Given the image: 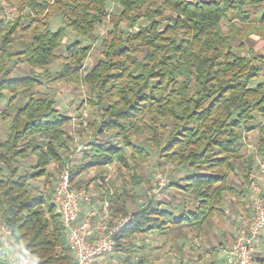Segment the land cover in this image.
Listing matches in <instances>:
<instances>
[{
	"label": "trees",
	"instance_id": "obj_1",
	"mask_svg": "<svg viewBox=\"0 0 264 264\" xmlns=\"http://www.w3.org/2000/svg\"><path fill=\"white\" fill-rule=\"evenodd\" d=\"M6 7L16 15L0 19V103L9 94L0 111L9 120L0 137V214L22 255L38 264L75 261L52 202L49 171L52 163L62 169L70 164L74 139L66 131L71 119L56 98L37 89L49 79L87 85L90 96L80 106L86 103L100 116L87 128L96 139L104 133L114 138L88 144L82 163L69 168L73 188L87 190L82 178L93 168L105 181L116 164L131 192L124 185L116 192L107 188L106 202L114 216L129 215L126 201L136 200L146 181L137 166H175L164 186L168 199L137 206L115 237L116 252L128 243L144 249L132 243L145 233L166 236V252L180 241H210L213 234L220 239L217 248H199L198 262L210 256L209 264H215L227 234L233 236L226 224L229 207L249 216L255 157L264 153V81H256L264 55H242L233 45L242 25L257 19L264 28V0H0V13ZM104 21L109 27L99 38ZM69 32L74 39L68 41ZM98 41L102 57L85 73L84 62ZM16 57L29 66L27 75H11L9 63ZM57 60L61 67L53 73ZM255 130L256 149L244 151ZM30 157L35 166L24 170L22 161ZM41 177L45 189L31 183ZM143 257L132 261L127 255L122 264H144ZM0 264H9L1 252ZM256 264H264V257Z\"/></svg>",
	"mask_w": 264,
	"mask_h": 264
},
{
	"label": "rangeland",
	"instance_id": "obj_2",
	"mask_svg": "<svg viewBox=\"0 0 264 264\" xmlns=\"http://www.w3.org/2000/svg\"><path fill=\"white\" fill-rule=\"evenodd\" d=\"M115 6L110 4L109 11H114ZM16 15L12 9L6 7L5 12L0 13V19L3 21H7L8 19L13 18ZM56 26L59 25L58 22L55 23ZM109 25L107 21H104L97 29L96 33L99 34V38L104 35L107 31ZM223 30L225 32L229 31V28L224 25ZM239 35H234L233 37V45L237 47L238 53L242 55H246L249 57H253L255 54L264 55V28L261 26V23L258 20H254L249 25H242L241 31ZM74 39V35L69 32L68 37L66 40ZM84 43H88L87 40H84ZM20 47L16 46L13 48V51ZM63 50L59 52L62 54ZM102 57V48L100 46V41L92 43V49L89 57L84 62V72H88L90 68H92L99 59ZM9 67L12 69V76H23L29 73V66L25 64L22 60H18L17 57L13 58L9 63ZM61 67V60H57L51 67V71L54 73L55 71L59 70ZM262 75L256 81H264V67L262 68ZM41 95H48L51 94L57 100V106L60 109L61 113L70 117L71 121L66 126L67 133L72 136L74 139L73 142L70 144L69 150V159L67 160L70 163L65 168H70V166L74 164H81L82 163V156L84 151L87 149L88 144L92 141H108L114 139L112 137V133H104L103 135H98L97 139L95 136L91 134V129L87 128L89 122L95 121L93 120L95 117L100 119L99 113L95 108H91L86 103L83 106H80V102L85 100L90 96V91L87 85H80V84H64V83H54L49 79L43 81V85L37 88ZM4 100L0 103V111L3 112L5 110V106L8 102L9 94H6ZM19 101L22 103L26 102L25 98H20ZM79 108V109H78ZM9 120L1 119L0 118V137H5L8 131ZM258 131V130H257ZM257 131H253L249 133L248 140L246 139L245 146L246 148L243 149L247 152H253L257 147ZM66 154V152H65ZM64 154V156H65ZM261 154L257 155L260 156ZM257 156L255 157L256 162V169H257ZM23 169L33 170L35 166L36 159L34 157H30L25 161H22ZM137 173H141V175L145 178V182L138 186L137 188V199H129L126 201V209H128L129 215L134 213L137 210V206L141 205L144 202H147L150 198H157V199H168L166 193H164V186L169 180L171 174L175 171V166L168 164V163H160V166H157L154 162L149 163L143 166H137ZM49 171L53 172L52 177V187L53 190L56 191V187L58 185V179L61 175L63 169L55 167L54 163L49 166ZM257 172V171H256ZM119 167L118 165H111L108 168V173L105 175V181L101 178V171L99 169H91L89 172L83 175L82 180L84 184L89 182L86 186L87 192L89 193L92 202L97 204L100 207L103 205L108 206L109 210V224H118L122 221L128 220L130 218L129 215L125 214H118L114 216L110 210L108 203L106 202L105 193L107 188L110 191L116 192V188L122 187L123 185L127 188L129 192V185L124 182L123 177L119 176ZM177 175H180L177 173ZM113 181L114 188L112 185L109 184V181ZM163 181V182H160ZM34 186L45 189V180L43 177L39 178L38 180H33L31 182ZM164 183V185H162ZM49 187V186H48ZM84 187V188H85ZM54 191V192H55ZM122 191V188L119 192ZM54 195V193H53ZM53 198V196H52ZM264 198V197H263ZM53 202V199H52ZM54 203V202H53ZM229 203V202H228ZM56 206V205H55ZM249 206V216L245 218L239 224V218L242 216L241 210L237 214L234 212L233 209L229 207V214L231 218L227 221V229L229 233L232 231L233 236L231 237L230 234L226 236V244L222 247L221 251L216 253V263L215 264H229L226 257L224 256V250L231 246L235 239V234L238 228L243 225L244 223L248 222L252 216L251 208V194L250 200L248 203ZM56 210L58 211L57 207ZM59 212V211H58ZM129 222V221H128ZM4 223L1 218L0 214V225ZM110 224V225H111ZM264 234V232L262 233ZM136 237V236H134ZM210 241L201 238L197 241H180L178 244H175L173 247V251L166 252L168 247L171 246V241L164 235H153V234H143L140 238H134V242L132 245L135 247H142L144 244V249L141 248H129V243L127 244V248L124 251H117L114 250L111 254H106L103 257L98 259V264H122L125 263L124 259L127 255H131V260L138 261V257L144 256L143 258L146 259V263L144 264H209L210 256H206L208 259L207 261L198 262L199 256V248L205 251H211L213 248H217L218 245V238H215L213 234H211ZM16 241V240H15ZM182 243H185L183 248L180 250L178 247ZM132 249V250H131ZM20 251V249H19ZM21 252V251H20ZM207 252V253H208ZM215 260V258H213Z\"/></svg>",
	"mask_w": 264,
	"mask_h": 264
},
{
	"label": "built area",
	"instance_id": "obj_3",
	"mask_svg": "<svg viewBox=\"0 0 264 264\" xmlns=\"http://www.w3.org/2000/svg\"><path fill=\"white\" fill-rule=\"evenodd\" d=\"M251 182L252 216L238 228L233 244L224 250L229 264H256L253 252L264 232V153L257 156V172ZM52 199L62 217L74 253L73 264H98L100 257L115 250V237L130 218L110 225L107 204L100 207L92 202L86 190L73 188L69 168L63 169L59 176ZM84 203L88 204V209L80 218ZM11 232L5 222L0 225V252L6 255L9 264H38L37 259L22 255Z\"/></svg>",
	"mask_w": 264,
	"mask_h": 264
},
{
	"label": "crops",
	"instance_id": "obj_4",
	"mask_svg": "<svg viewBox=\"0 0 264 264\" xmlns=\"http://www.w3.org/2000/svg\"><path fill=\"white\" fill-rule=\"evenodd\" d=\"M246 143V142H245ZM262 195L264 197V183H263V186H262ZM87 209H88V204L86 205L85 203L82 205V211L80 213V218H83V216L86 214L87 212ZM252 210V209H251ZM242 214V212H241ZM252 214V212H251ZM246 218L245 215H242L238 220H239V224L241 222H244L243 220ZM232 232V231H231ZM232 237V236H231ZM260 257H264V234L261 235L260 239H259V242L256 246V248L254 249V252H253V258L255 260V262L257 261L258 258Z\"/></svg>",
	"mask_w": 264,
	"mask_h": 264
}]
</instances>
